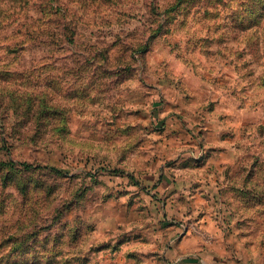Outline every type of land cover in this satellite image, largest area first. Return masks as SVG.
I'll return each mask as SVG.
<instances>
[{
    "label": "rangeland",
    "instance_id": "obj_1",
    "mask_svg": "<svg viewBox=\"0 0 264 264\" xmlns=\"http://www.w3.org/2000/svg\"><path fill=\"white\" fill-rule=\"evenodd\" d=\"M1 161L0 264H264V0H0Z\"/></svg>",
    "mask_w": 264,
    "mask_h": 264
},
{
    "label": "crops",
    "instance_id": "obj_2",
    "mask_svg": "<svg viewBox=\"0 0 264 264\" xmlns=\"http://www.w3.org/2000/svg\"><path fill=\"white\" fill-rule=\"evenodd\" d=\"M192 241H194V243L192 242ZM175 243V242H174ZM178 244V243H177ZM175 245V244H174ZM200 244H199V242L198 241H196V240H194V238H190V237H185V238H182V240L179 242V244H178V246H186V250H199V248L201 247V246H199ZM177 246V245H176ZM163 252H164V250H163ZM166 253V252H165ZM163 254L162 256L164 257V259H166V254ZM171 255L173 256V259H182V260H188L186 257H187V255H186V257H185V255H179V254H177V252H171ZM170 255V256H171ZM180 257V258H179Z\"/></svg>",
    "mask_w": 264,
    "mask_h": 264
},
{
    "label": "trees",
    "instance_id": "obj_3",
    "mask_svg": "<svg viewBox=\"0 0 264 264\" xmlns=\"http://www.w3.org/2000/svg\"><path fill=\"white\" fill-rule=\"evenodd\" d=\"M18 164L21 165L22 169H29V168H31L33 166V165H31L30 163H27V162H18ZM0 165H5L4 161H1ZM6 165L9 166V167L7 166L9 169H11L12 167H14V162L12 160H8L6 162ZM45 167H47V168H49L51 170H56L54 167H51V166L50 167L49 166H45Z\"/></svg>",
    "mask_w": 264,
    "mask_h": 264
}]
</instances>
